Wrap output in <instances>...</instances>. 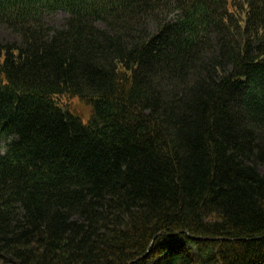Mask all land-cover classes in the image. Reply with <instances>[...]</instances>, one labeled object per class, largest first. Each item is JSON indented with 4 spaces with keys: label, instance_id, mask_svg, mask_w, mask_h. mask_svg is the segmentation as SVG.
<instances>
[{
    "label": "trees",
    "instance_id": "obj_1",
    "mask_svg": "<svg viewBox=\"0 0 264 264\" xmlns=\"http://www.w3.org/2000/svg\"><path fill=\"white\" fill-rule=\"evenodd\" d=\"M0 26V264H264V0H0Z\"/></svg>",
    "mask_w": 264,
    "mask_h": 264
},
{
    "label": "rangeland",
    "instance_id": "obj_2",
    "mask_svg": "<svg viewBox=\"0 0 264 264\" xmlns=\"http://www.w3.org/2000/svg\"><path fill=\"white\" fill-rule=\"evenodd\" d=\"M65 18H66V13L61 10H58L56 13L46 16L45 21L50 26L60 27L63 24ZM0 39H4L8 41L15 40L13 36L10 35V33L4 27H1V26H0ZM71 102H72L71 103L72 108L77 110L80 113V115L84 114L85 118L88 117L89 112H90L88 107L84 106L82 103H80L76 99L72 100Z\"/></svg>",
    "mask_w": 264,
    "mask_h": 264
}]
</instances>
